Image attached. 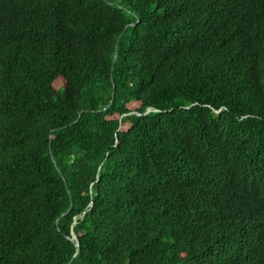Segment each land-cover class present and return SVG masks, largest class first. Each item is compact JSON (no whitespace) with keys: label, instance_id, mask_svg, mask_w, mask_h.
Here are the masks:
<instances>
[{"label":"trees","instance_id":"1","mask_svg":"<svg viewBox=\"0 0 264 264\" xmlns=\"http://www.w3.org/2000/svg\"><path fill=\"white\" fill-rule=\"evenodd\" d=\"M0 264H264V0H0Z\"/></svg>","mask_w":264,"mask_h":264},{"label":"water","instance_id":"2","mask_svg":"<svg viewBox=\"0 0 264 264\" xmlns=\"http://www.w3.org/2000/svg\"><path fill=\"white\" fill-rule=\"evenodd\" d=\"M67 213V212H66Z\"/></svg>","mask_w":264,"mask_h":264}]
</instances>
